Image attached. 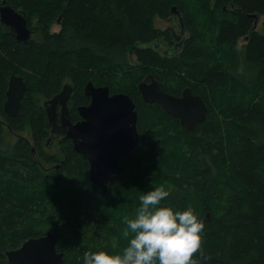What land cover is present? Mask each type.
<instances>
[{
	"label": "trees",
	"instance_id": "obj_1",
	"mask_svg": "<svg viewBox=\"0 0 264 264\" xmlns=\"http://www.w3.org/2000/svg\"><path fill=\"white\" fill-rule=\"evenodd\" d=\"M6 1L41 35L27 45L0 26V109L12 74L28 88L17 115L0 123V264H12L5 252L48 228L64 264H82L89 250L121 251L124 218L160 185L169 191L162 204L191 207L205 225L197 264H264V33L257 29L264 0ZM174 5L189 32L180 36L178 25L179 40L155 25L175 19ZM61 15L60 30L51 31ZM148 74L174 95L190 87L205 100L206 119L188 131L145 102L137 85ZM69 81L77 98L92 81L136 103L141 140L106 193L89 181V161L71 143L53 154L63 162L49 172L25 140L4 145L2 130L28 129L43 149L51 127L42 101Z\"/></svg>",
	"mask_w": 264,
	"mask_h": 264
},
{
	"label": "water",
	"instance_id": "obj_2",
	"mask_svg": "<svg viewBox=\"0 0 264 264\" xmlns=\"http://www.w3.org/2000/svg\"><path fill=\"white\" fill-rule=\"evenodd\" d=\"M172 12L179 14L181 22L179 35L185 36L186 28L181 12L175 5ZM250 15L258 17L257 14ZM0 19L2 23L12 28L13 35L18 41H33L32 30L28 26V18L23 10H15L10 4H5L0 7ZM138 90L145 102L160 104L188 131H194L197 125L206 119L207 104L199 94L193 93L190 87H186L180 95H174L164 90L159 81L151 75L150 82L141 81ZM26 91L27 83L24 78L12 74L4 103V110L9 116L17 115ZM71 93L72 87L67 84L54 98L47 101L51 104L47 108L49 122L52 125L51 135L72 139L74 150L89 161V181L106 193L109 186L121 179L124 171L122 158L140 143L136 103L130 93L123 91L112 93L108 85H95L89 81L85 85V94L91 97V102L89 105L79 107L83 120L74 124L67 105ZM57 103L62 105L60 124L56 122ZM57 244L58 236L52 231L39 237H31L20 247L7 251L8 262L64 264L65 253L57 251Z\"/></svg>",
	"mask_w": 264,
	"mask_h": 264
},
{
	"label": "clouds",
	"instance_id": "obj_3",
	"mask_svg": "<svg viewBox=\"0 0 264 264\" xmlns=\"http://www.w3.org/2000/svg\"><path fill=\"white\" fill-rule=\"evenodd\" d=\"M169 191L160 185L142 194L133 218H126L121 251H86L82 264H197L203 221L188 207L178 210L161 202ZM115 247V245L113 246Z\"/></svg>",
	"mask_w": 264,
	"mask_h": 264
},
{
	"label": "flooded vegetation",
	"instance_id": "obj_4",
	"mask_svg": "<svg viewBox=\"0 0 264 264\" xmlns=\"http://www.w3.org/2000/svg\"><path fill=\"white\" fill-rule=\"evenodd\" d=\"M6 2V3H5ZM5 4H8V2L6 1V0H0V7L1 6H3V5H5ZM15 10H21V9H15ZM174 15H175V19H177V21L178 22H175L174 21V24L173 25H171V26H169V29H171V31H172V34H173V37H176V39H179L180 38V36L179 35H177L176 33H177V31H179V30H177L176 28H177V26L179 25V26H181V22H180V18H179V14H175V13H173ZM61 19H62V15L59 17V18H57L55 21L56 22H60L61 23ZM168 20H172V18H169ZM0 26H1V29H3V31L5 32V33H9L11 36H13V37H15L14 35H13V30H12V28L11 27H9V26H6L4 23H2V21H1V19H0ZM28 26H29V28L32 30V38H33V41H29V42H22V43H24V44H27V45H30L31 43H33L34 42V40H35V38L37 37V39L38 38H40V35H41V32L40 31H38V29H40V27H38V28H34V27H32V26H30L29 25V22H28ZM60 26V25H59ZM60 28H61V26H60ZM60 28H59V30H60ZM59 30H56V32L57 31H59ZM53 32H55V31H53ZM16 38V37H15ZM21 42V41H20ZM158 46V45H157ZM21 76V75H20ZM23 77V76H22ZM24 78V77H23ZM25 80V79H24ZM150 80H151V74H148V76L143 80V81H148V82H150ZM8 82H9V80H8ZM27 83V82H26ZM71 85V87H72V93H71V96H70V98H69V100H68V103H67V105H68V108H69V114H70V117H71V120H72V122L74 123V124H76V123H78V122H80V121H82L83 120V117L81 116V114H80V112H79V107L80 106H86V105H89L90 104V102H91V97L90 96H87L86 94H85V86L83 87V98L85 99V101H84V99L83 98H77L76 97V91H75V84L72 82V81H69V82H65L64 84H63V86H62V88H61V90L63 89V87L65 86V85ZM96 85V84H95ZM138 85H139V83H138ZM137 85V86H138ZM8 86V85H7ZM8 88V87H7ZM28 89V88H27ZM60 90V91H61ZM6 91H7V89H6ZM59 91V92H60ZM58 92V93H59ZM26 93H27V91H26ZM57 93V94H58ZM56 94V95H57ZM55 96V95H54ZM54 96L52 97V98H54ZM25 97H26V94H25ZM24 97V98H25ZM52 98H46V99H43V101H42V106H43V108L45 109V111H46V115H47V119H48V121H49V117H48V113H47V108H48V106H51V104L49 103V102H47V101H49L50 99H52ZM5 101H6V93H5V100H4V102H3V107L0 109V123L3 125V126H5L6 125V120H8L11 116H9L7 113H6V111L4 110V103H5ZM47 102V103H46ZM56 122L58 123V124H60L61 123V110H62V105H61V103H57L56 104ZM75 118V119H74ZM50 123V122H49ZM5 124V125H4ZM50 134H49V137L46 139V141L43 143V146H42V144H40L39 145V147H43V149H39V148H37L35 145H36V142H35V140L33 139V137H32V132L30 131V130H28V129H23L21 132H19V133H17V134H15V133H13V132H11V131H6L5 132V130H2L1 131V134H2V136H3V139H4V145H8L9 143H14L15 141H17V140H19V139H23V140H25L26 142H27V144H28V146L29 145H32L33 146V148H32V152H33V155L36 157V163L37 164H40L41 166H42V169L43 170H45V171H47V172H49V171H52V170H59V168L61 167L60 165H61V162H63V159L61 160L60 159V161H57V160H55L56 159V157H54L55 155H58V156H61V154H63L64 153V146H65V144L66 143H71L72 144V146H73V141H72V139H70V138H67V137H62L61 135H54V136H52L51 135V130H52V125L50 124ZM62 131V130H61ZM52 149H55L56 151H54V152H50V150H52ZM74 149V148H73ZM53 154H55V155H53ZM65 158V157H64ZM123 159V158H122ZM122 162H123V160H122ZM122 164H124V162L122 163ZM124 171H125V164H124ZM123 171V172H124ZM123 174V173H122ZM8 251V250H7ZM57 251H58V249H57ZM5 254H6V256H7V252H5ZM8 257V256H7ZM9 263V262H8Z\"/></svg>",
	"mask_w": 264,
	"mask_h": 264
},
{
	"label": "rangeland",
	"instance_id": "obj_5",
	"mask_svg": "<svg viewBox=\"0 0 264 264\" xmlns=\"http://www.w3.org/2000/svg\"><path fill=\"white\" fill-rule=\"evenodd\" d=\"M39 13H36L35 14V16L33 17L34 19H38L39 18ZM174 21L175 22H178L177 21V19H173V20H168V19H163V18H156L155 19V25L158 27V28H161V29H167V28H169V26H171V25H173L174 24ZM35 24V26H39V25H41L40 23H38V21H35L34 22ZM60 22L58 23V22H54L53 24H52V26H51V31H56V30H59V28H60ZM177 30H178V26H177V28H176ZM257 29L258 30H260L261 32H263L264 33V24H263V19H262V17L259 19V20H257ZM188 34H189V32L187 31L186 32V35L188 36ZM246 42V38H241L240 40H239V43H238V46L239 47H241L244 43ZM136 58L134 57V60H135ZM54 151H56L55 149H52V150H50V152H54ZM118 183V182H117ZM135 215L134 214H130V215H128L127 217H125L124 218V221L126 220V218H133ZM127 227V225H125V228ZM47 230H52V228H48V229H46L45 231H47Z\"/></svg>",
	"mask_w": 264,
	"mask_h": 264
},
{
	"label": "bare ground",
	"instance_id": "obj_6",
	"mask_svg": "<svg viewBox=\"0 0 264 264\" xmlns=\"http://www.w3.org/2000/svg\"><path fill=\"white\" fill-rule=\"evenodd\" d=\"M25 163V162H24ZM19 164V163H18ZM26 164V163H25ZM5 170V169H4ZM6 171V170H5ZM10 171V170H9Z\"/></svg>",
	"mask_w": 264,
	"mask_h": 264
}]
</instances>
